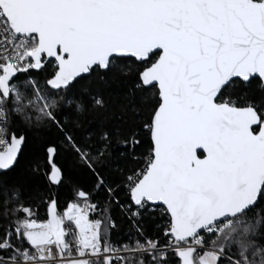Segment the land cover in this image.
<instances>
[{
    "label": "snow or ice",
    "instance_id": "6c2138e0",
    "mask_svg": "<svg viewBox=\"0 0 264 264\" xmlns=\"http://www.w3.org/2000/svg\"><path fill=\"white\" fill-rule=\"evenodd\" d=\"M0 264H264V0H0Z\"/></svg>",
    "mask_w": 264,
    "mask_h": 264
},
{
    "label": "trees",
    "instance_id": "16d2710c",
    "mask_svg": "<svg viewBox=\"0 0 264 264\" xmlns=\"http://www.w3.org/2000/svg\"><path fill=\"white\" fill-rule=\"evenodd\" d=\"M255 83V81L253 82ZM106 96L110 97L109 104V112L106 114L104 112H90L85 120L83 121V131L85 134L91 129H93L99 123H105V117L115 115H120L119 109L116 108V102L120 99L123 94V87L118 82H112L105 89ZM125 119H132L130 113H124ZM137 122H139L137 120ZM120 137H115L113 140V144L111 146V166L113 169L122 168L127 163L125 157L127 156V148L124 144L119 142ZM146 145L141 144L139 148L136 149L137 154L144 151ZM23 163V160H22ZM67 192V189L64 190ZM61 198H63V193L61 194ZM118 216V213H115ZM159 223H161L158 214H149L145 216L144 225L149 230L154 229ZM128 224L127 221H118V227L116 231L113 233V239L115 240H126L128 238Z\"/></svg>",
    "mask_w": 264,
    "mask_h": 264
}]
</instances>
